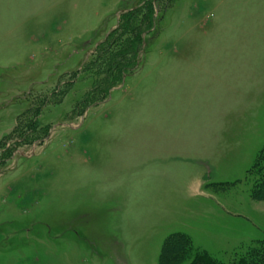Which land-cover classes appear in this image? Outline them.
Masks as SVG:
<instances>
[{
    "label": "rangeland",
    "instance_id": "rangeland-1",
    "mask_svg": "<svg viewBox=\"0 0 264 264\" xmlns=\"http://www.w3.org/2000/svg\"><path fill=\"white\" fill-rule=\"evenodd\" d=\"M144 1L0 0V264H159L176 232L232 262L264 240V0H152L141 64L90 98Z\"/></svg>",
    "mask_w": 264,
    "mask_h": 264
},
{
    "label": "trees",
    "instance_id": "trees-1",
    "mask_svg": "<svg viewBox=\"0 0 264 264\" xmlns=\"http://www.w3.org/2000/svg\"><path fill=\"white\" fill-rule=\"evenodd\" d=\"M151 1H144L143 16L129 15L125 20H122L124 22L122 26L119 25V28H121L120 31H123L121 35L124 38H117L113 47L111 45L107 49L100 70L94 74L95 79L99 74H103L104 78L94 82L93 95L90 98H96L94 93L97 91H102L107 97L111 88L119 85L124 76L135 71L141 64L142 49L152 37L146 41L143 34L154 32L157 29V18L154 17V4ZM119 28L113 33L117 34ZM253 167L256 170V176L254 177L255 185L252 188V195L255 196L264 192V146L259 151ZM187 259H190V264H264V240L253 241L237 259L232 262H224L211 255L207 250L196 247L191 237L185 233L176 232L167 236L161 248L159 264H180Z\"/></svg>",
    "mask_w": 264,
    "mask_h": 264
}]
</instances>
